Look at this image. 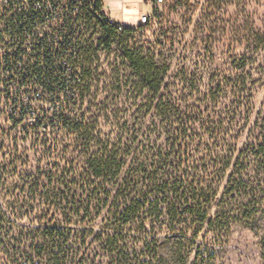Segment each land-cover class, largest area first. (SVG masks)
Returning <instances> with one entry per match:
<instances>
[{"label": "trees", "instance_id": "trees-1", "mask_svg": "<svg viewBox=\"0 0 264 264\" xmlns=\"http://www.w3.org/2000/svg\"><path fill=\"white\" fill-rule=\"evenodd\" d=\"M164 15L154 41L127 29L67 112L0 111V264H213L203 229L263 225L264 33L248 23V54L223 71Z\"/></svg>", "mask_w": 264, "mask_h": 264}, {"label": "built area", "instance_id": "built-area-1", "mask_svg": "<svg viewBox=\"0 0 264 264\" xmlns=\"http://www.w3.org/2000/svg\"><path fill=\"white\" fill-rule=\"evenodd\" d=\"M144 2L152 10L132 29L138 34L155 21L153 8L163 11L170 0ZM126 30L108 0H0V111L30 121L67 112L85 71L114 59L121 40L132 41Z\"/></svg>", "mask_w": 264, "mask_h": 264}, {"label": "rangeland", "instance_id": "rangeland-1", "mask_svg": "<svg viewBox=\"0 0 264 264\" xmlns=\"http://www.w3.org/2000/svg\"><path fill=\"white\" fill-rule=\"evenodd\" d=\"M213 5H217L218 9L212 10L210 7ZM193 9L194 21L189 23L192 16L189 11ZM163 12L166 19L163 22L164 31L176 30V34L185 39L184 46H190L196 39V54L202 56L199 62L223 71L238 66L240 59L248 54L244 41L248 23L257 32L264 33V0H170ZM157 26L155 20L149 29L138 35L143 40L154 41L153 33L158 29ZM205 56L210 60L204 61ZM260 86L257 97L259 107L264 104V82ZM3 125L2 122L0 126ZM101 228L103 224H99L96 230ZM214 237L215 234L205 228L199 233L195 244L196 249L207 246L219 252L213 264H264V221L261 227L255 229L248 225L234 228L228 241L215 242Z\"/></svg>", "mask_w": 264, "mask_h": 264}, {"label": "crops", "instance_id": "crops-1", "mask_svg": "<svg viewBox=\"0 0 264 264\" xmlns=\"http://www.w3.org/2000/svg\"><path fill=\"white\" fill-rule=\"evenodd\" d=\"M108 10L112 18L126 29H137L139 18L142 15L150 16L152 9L144 0H108Z\"/></svg>", "mask_w": 264, "mask_h": 264}]
</instances>
